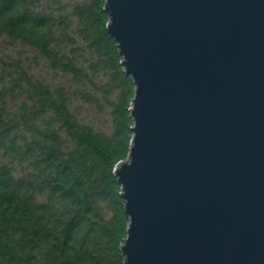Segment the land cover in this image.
<instances>
[{
  "label": "water",
  "instance_id": "1",
  "mask_svg": "<svg viewBox=\"0 0 264 264\" xmlns=\"http://www.w3.org/2000/svg\"><path fill=\"white\" fill-rule=\"evenodd\" d=\"M135 86L123 264H264V0H105Z\"/></svg>",
  "mask_w": 264,
  "mask_h": 264
},
{
  "label": "trees",
  "instance_id": "2",
  "mask_svg": "<svg viewBox=\"0 0 264 264\" xmlns=\"http://www.w3.org/2000/svg\"><path fill=\"white\" fill-rule=\"evenodd\" d=\"M105 0H0V36L33 49L60 79H0V264H123L115 166L128 157L135 86L107 29ZM94 105L109 130L72 105ZM14 163L21 176H14Z\"/></svg>",
  "mask_w": 264,
  "mask_h": 264
},
{
  "label": "rangeland",
  "instance_id": "3",
  "mask_svg": "<svg viewBox=\"0 0 264 264\" xmlns=\"http://www.w3.org/2000/svg\"><path fill=\"white\" fill-rule=\"evenodd\" d=\"M57 0H46V2H54ZM79 0H61L68 5V10L73 2ZM27 70L34 77L39 78L52 85L56 84L60 79V73H55L45 64L42 58L31 48L24 46L18 41H12L6 36H0V79L7 83L12 77L20 72ZM78 117L91 124L95 129L101 128L109 130L110 121L107 116L97 112L94 105H88L80 101H76L72 105ZM20 167L14 163V176H21Z\"/></svg>",
  "mask_w": 264,
  "mask_h": 264
}]
</instances>
